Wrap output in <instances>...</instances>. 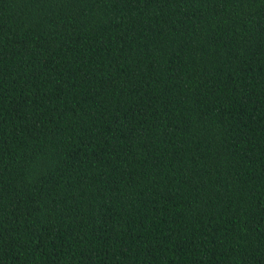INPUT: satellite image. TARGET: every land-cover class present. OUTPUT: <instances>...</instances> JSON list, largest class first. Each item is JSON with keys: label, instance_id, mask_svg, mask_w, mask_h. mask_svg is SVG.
Returning a JSON list of instances; mask_svg holds the SVG:
<instances>
[{"label": "trees", "instance_id": "1", "mask_svg": "<svg viewBox=\"0 0 264 264\" xmlns=\"http://www.w3.org/2000/svg\"><path fill=\"white\" fill-rule=\"evenodd\" d=\"M0 264H264V0H0Z\"/></svg>", "mask_w": 264, "mask_h": 264}]
</instances>
